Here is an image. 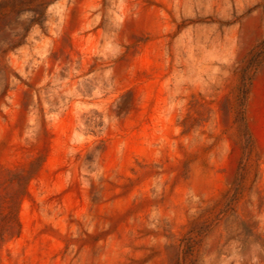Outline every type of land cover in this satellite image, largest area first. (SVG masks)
I'll return each mask as SVG.
<instances>
[{"label": "rangeland", "instance_id": "1", "mask_svg": "<svg viewBox=\"0 0 264 264\" xmlns=\"http://www.w3.org/2000/svg\"><path fill=\"white\" fill-rule=\"evenodd\" d=\"M0 264H264V0H0Z\"/></svg>", "mask_w": 264, "mask_h": 264}]
</instances>
